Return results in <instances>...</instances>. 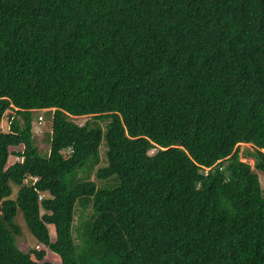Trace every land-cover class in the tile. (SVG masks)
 <instances>
[{"label": "trees", "instance_id": "obj_1", "mask_svg": "<svg viewBox=\"0 0 264 264\" xmlns=\"http://www.w3.org/2000/svg\"><path fill=\"white\" fill-rule=\"evenodd\" d=\"M0 264H264V0H0Z\"/></svg>", "mask_w": 264, "mask_h": 264}, {"label": "rangeland", "instance_id": "obj_2", "mask_svg": "<svg viewBox=\"0 0 264 264\" xmlns=\"http://www.w3.org/2000/svg\"><path fill=\"white\" fill-rule=\"evenodd\" d=\"M37 114H42V117L41 118H38L37 119H34L33 120V123H32V130L34 133H39L38 135V139L37 141L38 142H41L40 139L43 137V132L48 130L49 129V123H50V119H49V115L46 114L43 110H36L34 111V116L36 117ZM85 119V116H78V117H75V120L78 121V122H83ZM2 128L5 129L6 126H5V121L3 120L2 121ZM39 145H43L41 143H39ZM247 146L249 144H246V143H241L240 144V148L241 147H244V146ZM250 163H252V159L249 158L248 159ZM18 222L20 223V225L22 226V234L17 238V243L18 245L23 248V249H26L27 247H30V246H42L41 244L37 243L33 238L32 236L29 234V232L25 229V226H24V223L21 219V217L18 216ZM46 257L50 260H53L55 263H59L58 262V257L56 255H54L52 252L50 251H47V254H46Z\"/></svg>", "mask_w": 264, "mask_h": 264}, {"label": "clouds", "instance_id": "obj_3", "mask_svg": "<svg viewBox=\"0 0 264 264\" xmlns=\"http://www.w3.org/2000/svg\"><path fill=\"white\" fill-rule=\"evenodd\" d=\"M38 118H41V116H38Z\"/></svg>", "mask_w": 264, "mask_h": 264}]
</instances>
